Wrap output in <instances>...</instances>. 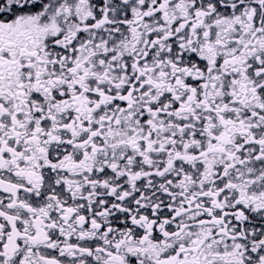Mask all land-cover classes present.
Returning <instances> with one entry per match:
<instances>
[{
    "label": "snow or ice",
    "instance_id": "obj_1",
    "mask_svg": "<svg viewBox=\"0 0 264 264\" xmlns=\"http://www.w3.org/2000/svg\"><path fill=\"white\" fill-rule=\"evenodd\" d=\"M0 264H264V0H0Z\"/></svg>",
    "mask_w": 264,
    "mask_h": 264
}]
</instances>
